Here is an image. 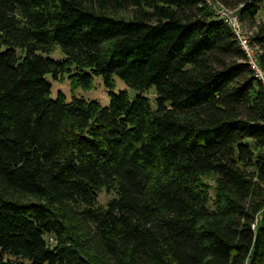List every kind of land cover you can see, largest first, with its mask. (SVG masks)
Instances as JSON below:
<instances>
[{"label": "trees", "instance_id": "16d2710c", "mask_svg": "<svg viewBox=\"0 0 264 264\" xmlns=\"http://www.w3.org/2000/svg\"><path fill=\"white\" fill-rule=\"evenodd\" d=\"M218 1L264 69V0ZM259 181L264 88L206 0H0V264H264Z\"/></svg>", "mask_w": 264, "mask_h": 264}, {"label": "rangeland", "instance_id": "374dc122", "mask_svg": "<svg viewBox=\"0 0 264 264\" xmlns=\"http://www.w3.org/2000/svg\"><path fill=\"white\" fill-rule=\"evenodd\" d=\"M213 0H210V9H214L211 4L213 5L215 2H212ZM215 1V0H214ZM212 2V3H211ZM209 5V3H208ZM212 7V8H211ZM236 8H239V6L232 7V10H235ZM121 16H129V11H122L118 13ZM263 16V15H262ZM244 31L247 35H250V31L244 26ZM49 56L53 59H60L62 58L61 51L58 47L52 50V52L49 54ZM48 80L51 82V91H50V97L54 98L58 92H61L64 94L67 100H70L73 96L75 97H82L85 100H95L97 101L100 106H106L109 102V92H118L121 90H126L128 92L129 97L132 99L134 98L136 91L129 88L120 78L113 76V86L111 88H108L104 85L102 77L100 75H93L92 76V82L91 87L89 88H82L78 87L76 85H72L69 76L67 73L61 74L58 76L57 79L52 78L50 75L47 76ZM149 98V102L154 108L155 106V96H156V89L154 86H151L148 91L143 93ZM248 171H255V168L253 166L246 168ZM202 187L208 192L209 195H211V202H214V196H215V175L214 174H207L202 175L200 177ZM258 195L251 199L250 204L252 206V209L255 213V220L253 223V226L258 221V216L260 210L257 211V208L260 205L262 196L264 195V182L259 181L258 182V189H257ZM113 196V193H107L105 190H101L98 194V201L101 205H104L106 201Z\"/></svg>", "mask_w": 264, "mask_h": 264}, {"label": "built area", "instance_id": "2783aa9c", "mask_svg": "<svg viewBox=\"0 0 264 264\" xmlns=\"http://www.w3.org/2000/svg\"><path fill=\"white\" fill-rule=\"evenodd\" d=\"M206 1L210 6V0ZM212 2H215L213 5L211 4V6L214 8L212 9L213 13L217 15L219 19H222L232 30L241 49L245 54L247 62L254 72V76L261 82L264 88V69L259 63L257 48L250 43L249 35H247L244 31V25L241 23L238 17V8L232 10V8L225 6L218 0H213Z\"/></svg>", "mask_w": 264, "mask_h": 264}]
</instances>
